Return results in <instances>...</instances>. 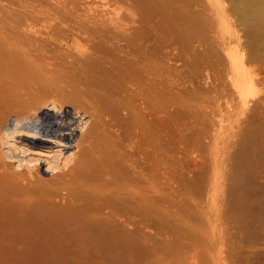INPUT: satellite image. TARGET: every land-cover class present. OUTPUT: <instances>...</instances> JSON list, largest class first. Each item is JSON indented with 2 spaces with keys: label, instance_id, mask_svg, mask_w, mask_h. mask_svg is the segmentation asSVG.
<instances>
[{
  "label": "rangeland",
  "instance_id": "1",
  "mask_svg": "<svg viewBox=\"0 0 264 264\" xmlns=\"http://www.w3.org/2000/svg\"><path fill=\"white\" fill-rule=\"evenodd\" d=\"M74 1L75 0H0V23L5 26L4 30L3 26L0 25V31L2 32L3 30L4 34L9 32L16 37L20 36L23 42L27 41L25 40L27 37L29 41H34L36 43L35 45L34 42H30L37 50L35 53V55H37L36 60L39 58L40 60H37L38 63L44 64L47 70L44 76L36 79L38 82H36V80L34 81V84H39L42 89V86L45 85L44 89L46 92H43V90L41 92L40 88H36L37 90L39 89V93H43L42 96L45 93L47 94V96L44 97L45 94L43 98H47L48 100L53 98L56 100L54 101H58L59 104H65L66 102L67 106H75L73 108L76 109L77 107L83 112L88 111V116L91 114L90 106L97 103L103 105H101L102 107L98 104L96 105L97 107L99 106L100 110L103 109V111L106 110L107 112L108 110V112H110L108 116H104L106 118L104 121H107V123L110 122L109 124L112 125L113 128L111 127L112 129H110V131L112 130V132L110 133L113 135L114 132L117 139L119 137V141L117 140L116 142H120L117 144L119 148L121 147L120 150L123 152L121 154H125L122 160L129 162L131 159H134L129 163H135L137 164H134L136 167L144 170H141L144 172V184L148 186L145 187L143 184L146 196L145 210L148 209L146 213H144V217H146L144 218L146 229L145 231L144 229H126V232L130 230L127 234L134 239H140V241H142V246L145 248H143V250H146V255L150 260L152 259L150 256L153 254L155 255L154 259L158 258L162 262L173 261L172 263L174 264H177V261L175 263L173 260L175 258H177L179 264H264V51L262 50L260 53V51L254 50L253 36L251 32H249L250 30L245 28L242 21L240 22L238 18V20L236 19L237 11L236 13L233 12L239 7L238 10H240V15H245L246 5L244 1L246 0H243L244 3L242 0H240L241 2L237 1L239 5H237L236 0H229L231 3L227 0ZM129 1L133 3L130 4ZM226 1L229 4H227ZM146 2H150V5H148L149 3L146 4ZM135 4L140 6L137 5V7ZM142 6L144 7L142 8ZM168 6H170V8ZM225 8L231 11L233 10L232 12L234 14H232L234 16H232L234 17V23H232L231 27L233 31L235 30V32L239 33L241 36L240 37L238 34H236L238 37L233 36V42H231L230 45L226 44L229 40L225 31ZM142 10L145 12H142ZM151 11L152 14H150V17V15L147 14H149V12L151 13ZM156 11L157 13H155ZM141 16L145 19H140ZM31 17L33 18V22ZM162 21L165 22L163 23ZM167 21L171 23L169 24ZM92 22L94 23V27H92ZM88 23L90 24L88 25ZM11 25H15V27L12 26V29L18 27L20 30L18 28L14 29L15 31L12 30L13 33L12 31H8ZM180 25L182 28L184 25L185 27L182 29ZM168 27L170 28L168 29ZM77 28H79L80 31L77 30ZM92 28H94L95 31L98 29V31L95 32L94 29L92 31ZM179 28H181L180 31ZM106 29L107 31L105 32L104 30ZM108 29H110L111 32ZM165 29H168V31ZM112 30L114 33H112ZM166 33L168 35H166ZM17 34L19 35L17 36ZM156 35L158 38L155 37ZM189 35L192 39L189 38ZM107 36L110 37V39L112 38L113 41L109 38L106 39ZM114 37L117 38L116 44L113 43L116 39ZM118 39L122 41L119 42ZM135 39L139 40L136 41ZM140 39L141 41L148 40L147 44L149 41L150 43L154 42V46L150 43L148 46L145 45L146 43L143 41L145 43L144 46H148L147 49L150 50L152 54L154 53L152 51L158 49L160 56L156 51L154 54L157 56L154 55L155 58L152 57L154 61L151 57H148L147 54H150V52H147L148 50L144 48V46H141L143 42H141ZM118 42L119 44H117ZM136 42L138 45L141 43L140 48L142 50L139 51L140 48L136 46L137 44L135 45ZM181 42L183 45H181ZM120 43L124 45V47L122 46L123 49L120 48ZM112 44L115 46L112 47ZM155 44L158 45L156 49H154L156 46ZM117 45L120 46L118 47ZM127 46H131L132 48L134 46L132 54ZM150 47L153 50L149 49ZM135 48H137V50ZM127 49L128 51H126ZM135 50L136 53L138 51L137 54L134 53ZM121 52L124 55L126 53L125 57L127 58H123L124 55L120 57L119 54ZM128 53L132 55L131 58L129 55L127 56ZM152 54L150 56H153ZM139 57H142V59L140 58L141 61ZM157 57L159 58L157 59ZM132 58L137 61V65H134L136 61H133ZM93 59L95 64L93 63ZM144 59L148 62L143 61ZM233 61H238L237 64L242 62V65L241 63L240 65L243 67H238L237 65V67L233 68L235 70L238 68L240 69L237 76H240L242 71L240 81H236L238 82L236 85H240V89L237 87L238 90L232 79L234 76L233 71H235H232L231 68V63ZM45 62L49 66H47ZM97 63L99 64L96 65ZM119 63H123L124 66H126L124 67ZM261 63L263 65H261ZM111 64L117 67L115 68L113 66V69L115 68L116 70L111 68ZM88 65H91V67ZM142 65L147 69L141 70L140 68ZM137 66H140L139 69L136 68ZM103 67L105 70H102L104 69ZM118 68L121 69L124 74L127 73L126 75L129 77L118 72L121 71ZM123 68L128 72H125ZM111 69L112 71H117L118 69V73L114 72V74L111 72ZM157 69H160L161 72ZM136 70L139 72L138 74L140 77L136 75ZM140 70L144 73L145 78L148 73L154 75L155 78L153 77L154 79H150L153 84L148 80L152 75L149 74V78H147L149 81L148 86V81H143L146 79H143L144 77L142 76L143 74L141 75ZM131 71L132 75L129 73ZM218 71L220 73H218ZM101 72L104 76L100 74ZM154 72L156 73L154 74ZM234 73L236 74V72ZM112 74H119L116 76L118 78ZM122 75L124 78H122ZM217 75L219 77H217ZM109 76L110 78L114 76L113 78L117 80H109ZM119 76L122 81L119 80ZM125 76L129 78V81L133 85H131V83L129 84L127 79L125 80ZM237 76H234V79H236ZM131 77L139 80H135L136 82L132 81L133 79ZM118 80L121 81V83L123 82L122 84H125L126 87L121 83L118 84ZM154 80H158L156 82L160 83L158 84L159 87ZM90 82H92L93 85ZM109 82L111 83L109 84ZM138 83L139 85H137ZM82 84L86 85V87L82 86ZM111 84L116 87H113ZM154 84L156 87L153 86ZM150 85L152 86L150 87ZM127 86H130V88L127 89ZM136 86L139 88L143 87L142 89L140 88L142 90L141 93L139 88L135 89ZM117 87L120 88L117 89L119 92L116 90ZM108 88H110L109 90H111V93L108 91ZM148 88L151 89L149 90ZM157 88H160V92ZM37 90L35 93L39 94ZM129 90H131L132 93L133 90H137V92H134L132 95ZM143 90L147 92L145 95ZM155 90L156 94L158 92L156 97L160 98L156 99L154 94ZM108 92L110 93L109 95ZM148 92L149 94L153 92L152 95L154 94V97H149V95H147ZM91 93L93 94L92 97H98L99 99L101 98V100L99 101L98 99L99 102L96 101L95 103L94 100H97V98L92 100L93 98L90 97L92 95ZM95 94H98L100 97ZM118 94L125 97L119 99L120 96ZM127 94L133 97V99L129 97L126 100V97H128ZM106 97H108V99H106ZM111 97L117 98V102L121 100L122 103H120L121 101H119V104L113 102L112 100L114 99ZM137 98L138 100H135ZM139 98L144 104L139 101ZM262 99L263 101H261ZM102 100L108 103L105 102V104ZM132 100L137 102H133ZM138 101L141 102V104ZM151 101L155 103L151 104ZM156 102L158 103L157 107H159L158 114L161 116H158V118L160 120L162 119L161 121L158 120L159 123H161L160 125L158 124L161 131L153 129V132L159 133V148L157 152L155 147H153L152 127L151 132H146L145 128L144 130H142V128L138 130L137 126L138 128L139 126L142 127V123L140 118L133 111L135 107L133 104L135 103L136 107H139V109H142L145 113L149 108H154V105L157 104ZM147 103L152 106H146ZM108 105L111 108L113 106V108L107 107ZM128 105L131 108H129ZM144 105L149 108L144 110ZM260 108L262 110H260ZM153 111H148L149 115L150 112L155 115ZM106 112L104 114H106ZM127 117L130 119H127ZM132 118L136 123L132 122ZM153 118L154 116L148 117L150 120H153ZM87 120L89 119L85 121L87 122ZM116 120L118 122H116ZM119 121L124 123L120 124ZM133 124H137L135 127L142 135L140 134L138 136L137 130L136 132L134 131ZM119 125L123 126L121 127ZM125 126L133 131L129 128L125 129ZM120 127L122 130L119 131V129H121ZM129 135L132 138H130ZM124 138L126 141L123 140ZM129 138L130 140H128ZM132 139H135V143ZM148 140L149 142L147 143ZM125 143H128V147ZM130 143L132 144L130 145ZM133 143L136 145L132 146L134 145ZM138 147H140L139 150ZM137 152H139V154L141 152L142 154L139 155ZM135 153H137V155ZM143 153L145 157H143ZM129 154H131V156ZM127 156H130V160L127 159ZM136 157L138 159H136ZM140 157L142 158L140 159ZM149 158H151V160ZM154 159L156 163L154 161L152 162ZM154 165H157L155 167L156 169L158 168V175L160 177L156 183L153 182L151 178L155 171ZM149 167L153 170L148 169ZM150 170H152V173ZM50 176L51 174L47 177L49 178ZM153 185H155L156 189L158 188L159 191L158 198L160 201L158 200L159 203L157 202V208H153L152 204L154 202L153 190L155 188ZM150 210H153L152 213ZM162 245L164 247H162ZM136 253L138 254L137 250ZM136 253H134L133 257L137 256ZM168 257H171V260L168 259ZM149 259L148 261H150Z\"/></svg>",
  "mask_w": 264,
  "mask_h": 264
},
{
  "label": "bare ground",
  "instance_id": "2",
  "mask_svg": "<svg viewBox=\"0 0 264 264\" xmlns=\"http://www.w3.org/2000/svg\"><path fill=\"white\" fill-rule=\"evenodd\" d=\"M126 1H128V0H126ZM138 1H142V0H138ZM227 1H229V0H227ZM227 1H226V3H227ZM237 1L241 2L240 0H236V3H237ZM242 2H243V0H242ZM244 2L246 5V10L244 9L246 11L245 15H240V12H239L240 10H238L239 9L238 6H237L238 9H236L234 11L232 10V11L234 13H236V11H237L236 19L238 18L240 20V22L242 21L243 24L245 25V28L246 29L248 28L250 30L249 32H251V34L253 36L254 50L258 51V52L260 51V53H261L262 50L264 51V0H246ZM131 3H133V2H130V4ZM147 3H149L148 5H150V2H146V4ZM233 3H232V5H233ZM140 4H141V2H140ZM227 4H229V3H227ZM142 5H144V4H142ZM237 5H239V4L237 3ZM138 6H140V5H138ZM143 7L144 6H142V8ZM165 7H167V6H165ZM168 7L170 8V6H168ZM69 11H70V9H69ZM143 11L144 10H142V12ZM232 11L228 8L224 9V23L226 25L225 31H226V34H227L228 40H229L228 42H226L227 45L228 44L230 45L231 42H233L232 41L233 36L236 37L237 36L236 34L239 35V33L235 32V30L233 31V29L231 27L232 23H234L233 22L234 21L233 20L234 19V17H233L234 13ZM155 13H157V11ZM150 14H152V11H151V13L149 12V14H147V15H150ZM142 16L140 19H142V18L145 19ZM171 16H172V14H171ZM150 17H151V15H150ZM119 19H122V18H119ZM181 19H182V17H181ZM148 20H149V18H148ZM191 21H192V19H191ZM32 22H33V18H32ZM155 22H156V20H155ZM159 22H160V20H159ZM89 24L90 23H88V25ZM0 25H2V24L0 23ZM92 25H93L92 27H94V23ZM98 25H99V23H98ZM116 25H114V26H116ZM12 26L13 25H11V27L9 26V30L8 29L7 30L12 31V30L18 28L17 27V28L12 29ZM4 27L5 26H3V29H4ZM13 27H15V25ZM86 27H87V24H86ZM184 27H185V25L183 26V28ZM10 28H11V30H10ZM99 28H102V27L100 26ZM169 28L170 27H168V29ZM181 28H182V26H181ZM181 28H179V31ZM93 29L94 28H92V31H93ZM168 29H165V30L168 31ZM77 30H79V28H77ZM108 30L110 31V29H108ZM16 31H18V30H16ZM94 31H95V29H94ZM96 31H98V29ZM104 31L106 32L107 29ZM123 31H124V29H123ZM179 31H177V32H179ZM187 31H188V28H187ZM2 33H3V30H2V32L0 31V264H162V263L163 264H174V263H172L173 261L162 262L158 258L154 259L155 255H153V254L152 255L150 254L151 255L150 257H152V259L150 260L148 258V256L146 255V253H147V252H145L146 250L145 251L143 250L144 247L142 246L143 245L142 241H140V239H134V238L130 237L127 234L130 230L128 232H126V229H144V231L146 229L145 221H144V218H146V217H144V213H146V211L148 209L145 210L146 209V206H145L146 205V200H145L146 196H145V190H144L145 188L143 186L144 180H145V178L143 176L144 170L139 168V167H136L135 165H137V164H135V163H134L135 165L133 163H129L130 161L134 160V159L130 160V156L133 153L129 154L130 156H127L128 158L126 157L127 159L130 160L129 162H125V160L124 161L122 160V157L125 154H121L123 152L120 150L121 147L119 148V146H118V144L120 142L119 143L116 142L119 139V137L117 139V137L114 135V132H113L114 136L112 135V133H110V132H112V130L110 131V129H112L113 127H112V125L109 124L110 122L107 123V121L106 122L104 121L106 119L104 116H108V113H110V112H108V110H107V112H106V110L103 111V109L100 110L99 106L98 107L96 106L98 104L97 103V104H92L90 106L91 107V109H90L91 114H90V116H88V111L83 112L82 110L78 109L77 107H76V109L73 108L75 106H73V107L67 106L66 102H65V104H63V103L59 104L58 101L55 102L56 100L53 98L51 99L50 97H48L51 100H48L47 98H43V96L46 93L42 96L43 93L41 94V92H42V90H43V92H46V90L44 89L45 85L42 86L43 87V89H42L39 84H34V81L37 78H41L42 76H44L46 74L47 70H46L44 64L38 63L37 60L39 58L36 60L37 55H35V53L37 50L30 43V42H34V41H29V39L27 37L25 39V36H26L25 34H24L25 35L24 39L27 41L23 42L21 37L18 36L19 34H17L18 37H16L15 35H13L9 32H7L5 34L4 33L2 34ZM12 33H13V31H12ZM15 33H17V32H15ZM112 33H114L113 30H112ZM162 33H163V31H162ZM119 34H121V33H119ZM164 35H165V32H164ZM166 35H168V34L166 33ZM103 36H105V35H103ZM103 36H101V37H103ZM109 36H111V35H109ZM155 37L158 38L157 35ZM107 38L110 39V37H108V36L106 37V39ZM114 38H116V37H114ZM129 38H131V37H129ZM137 38H139V37H137ZM189 38L192 39L191 36ZM249 39H250V37H249ZM110 40L113 41L112 38ZM116 40H117V38L114 40L115 42H113V43L116 44V42H117ZM118 40H119V42L122 41L120 39H118ZM135 40L138 41L139 39L138 40L135 39ZM197 40H198V38H197ZM140 41H141V39H140ZM143 41H145L146 44ZM143 41H141V42H143L142 43L143 45H141V43H140L141 46H144V44L148 45V46L150 44L151 45L154 44V42L150 43V41H149L150 44L149 43L147 44L148 40L147 41L143 40ZM119 42L117 44H119ZM129 42H131V41H129ZM122 43H120L121 46L120 45L119 46H120V48L123 49L124 45ZM193 43H194V41H193ZM98 44H99V42H98ZM108 44H110V43H108ZM124 44H125V42H124ZM136 44H137V42L135 43V45ZM35 45H36V43H35ZM140 45L137 44L136 46H139V48H140L141 47ZM181 45H183V43ZM106 46H107V44H106ZM111 46L113 47L115 45L112 44ZM153 46H152V48H153ZM118 47H115V48H118ZM127 47H129V46H127ZM147 47L144 46V48H146V49H147ZM156 47H158V45H156L154 49H156ZM131 48L132 47L130 46L128 49H130V51H131L130 53L132 54V51L134 50V46L132 49ZM137 48H135V49L137 50ZM152 48L150 47L149 49H152ZM104 49H105V47H104ZM128 49L126 51H128ZM115 50H117V49H115ZM136 50L134 51L135 54L138 53V51L136 53ZM140 50H142V49L140 48L139 51ZM98 51H100V50H98ZM111 51H112V49H111ZM143 51H141V52H143ZM156 51H152V52L158 53V49H156ZM169 51H170V49H169ZM147 52H150V50H148ZM258 52H256V53H258ZM94 53H95V51H94ZM130 53H128L127 56L129 55L131 58L132 55H130ZM154 53L152 54L150 52V54H147V55H148V57L152 58V57H154V55L157 56ZM121 54H122V52L119 54L120 57L124 55V54H122V55ZM151 54L153 56H150ZM125 55H126V53H125ZM125 55L123 56V58H127V57H125ZM159 56H160V54H159ZM188 56H190V55H188ZM254 56H257V55H254ZM252 57H253V55H252ZM134 58H132V60L136 61L137 59L135 58L136 59L135 60ZM140 58L142 59V57H139V60H140ZM158 58L159 57H157V59ZM43 60H41V61H43ZM152 60L154 61L153 58H152ZM143 61L148 62L145 59ZM121 62H122V60H121ZM159 62H161V61H159ZM162 62H163V60H162ZM210 62H212V61H210ZM237 62L233 61L231 63L232 71L235 70L233 68L237 67V65H238V67L242 65V62H240L241 65H240V63L237 64ZM263 62H264V60H263ZM57 63H58V61H57ZM93 63H94V59H93ZM132 63H130V64H132ZM246 63H248V62H246ZM251 63H253V62H251ZM45 64L47 65L46 62H45ZM98 64L99 63H97L96 65H98ZM120 65L124 66L123 63ZM134 65H137V61ZM209 65H211V64H209ZM261 65H263V64L261 63ZM47 66H49V65H47ZM84 66H86V65H84ZM110 66H112V64ZM113 66L111 67L112 69H113ZM158 66H160V65H158ZM249 66H250V64H249ZM89 67H91V65ZM89 67H87V68H89ZM129 67H130V65H129ZM139 67L137 66L136 68L139 69ZM214 67H217V66H214ZM221 67H222V65H221ZM115 68H117V67H115ZM91 69H93V68H91ZM112 69H111V72L114 73V72H117L119 68L117 69V71H112ZM140 69L145 70L147 68H145L142 65ZM102 70H105V68ZM119 70H121V69H119ZM123 70H125V69L123 68ZM128 70H130V69H128ZM141 70H140V73H141V75L143 74L142 76L144 77L145 75H144V73L141 72ZM239 70L240 69L238 68L237 70L233 71V75L235 77L237 76V73H239ZM132 71L129 73L131 74ZM136 71H135V73H137L136 75L139 76V74H138L139 72L138 71L136 72ZM158 71H160V69ZM118 72H121V74H124V72H122V70L118 71ZM125 72H128V71L125 70ZM170 72H171V70H170ZM234 72H236V74ZM155 73L156 72H154V74ZM218 73H220V72L218 71ZM100 74L102 76H104V74H102V72ZM100 74H98V75H100ZM114 74H112V75H114ZM126 74L127 73H125L124 75H126ZM149 74L150 73L147 74L148 77L146 75V78L145 77L143 78V79H146V80H143L144 82L150 80L151 78L152 79L155 78L154 75H152V74H150V75H152V77L149 78ZM118 75H114V76L116 77ZM133 75L135 76L134 72H133ZM241 75H242V71L240 73V76ZM126 76H128V75H126ZM126 76H125V80L127 79L129 81V78H128L129 76L128 77H126ZM142 76H141V78H142ZM234 76L232 77V79L234 80V84H235L236 88L237 87L239 88L240 85L239 84L236 85L238 83L236 81H240V76H237V78H236L237 80L234 79L235 78ZM105 77H107V76H105ZM113 77L111 76V78H110V76H109V80L110 79L115 80L116 78H118V77H116L114 79ZM217 77H219V76L217 75ZM243 77H244V75H243ZM119 78H120L119 80L122 81L120 76H119ZM122 78H124L123 75H122ZM137 78L136 79L132 78L133 79L132 81L139 80ZM147 78H149V79L147 80ZM222 78H223V76H222ZM238 78H239V80H238ZM42 79H44V78H42ZM140 80H142V79H140ZM151 80H150V82H151ZM121 81H119L118 84H120ZM143 81H140V82H143ZM156 81H158V80H156ZM36 82H38V80H36ZM90 83L92 84V82H90ZM94 83H96V82H94ZM102 83H103V81H102ZM107 83H108V81H107ZM110 83L111 82H109V84ZM128 83L130 84L131 82L129 81ZM83 84H82V86L86 87V85H83ZM148 84H149V81L147 82V85ZM151 84H153V83L151 82ZM158 84H160V83L156 82V85L159 87ZM37 85H39L40 87ZM122 85H124V87H126L125 84H122ZM131 85H133V84L131 83ZM137 85H139V83ZM112 86L116 87L114 85H112ZM140 86H141V84H140ZM151 86L152 85H150V87ZM153 86H155V84ZM37 87L41 89L40 93L38 91L39 89L38 90L36 89ZM132 87H134V86H132ZM45 88H47V87H45ZM129 88H130V86L127 89H129ZM137 88H139V87L136 86L135 89H137ZM140 88L142 89L143 87H140ZM238 88H237V90H238ZM109 89L110 88H108V91L111 93V90H109ZM117 89H120V88L117 87L116 90ZM141 89H140V93L142 92ZM148 89L150 90L151 88H148ZM157 89H159V92H160V88H157ZM36 90L41 95L36 94L35 93ZM96 90H97V88H96ZM114 90H115V88H114ZM146 90H143V93L145 92L144 95L147 93ZM84 92H85V90H84ZM109 92H108V95L110 94ZM117 92H119V90H117ZM129 92H131V90H129ZM134 92H137V90H133V93ZM133 93H132V95H133ZM152 93H150L151 94L150 95L148 92L147 95H149V97L153 96L154 94H155V97H156V95H158V92L156 94V90H155V93L153 95H152ZM53 94H54V92H53ZM120 94H121V90H120ZM48 95H50V94H48ZM85 95H87V94H85ZM95 95H98V94H95ZM46 96H47V94L44 97H46ZM92 96H93V94L90 97H92ZM119 96H120L119 99L121 97L122 98L125 97V96H121V95H119ZM136 96H138V95H136ZM87 97H89V96L87 95ZM108 97H110V96H108ZM108 97H106V99H108ZM115 97L114 98L111 97V98L116 100L117 98L115 99ZM129 97H131V96L128 95V97H126V100ZM80 98H81V96H80ZM92 98H91L92 100L97 98V100L96 99L94 100L95 103H96V101L99 102L101 100V98L99 99L98 97H92ZM131 98L133 99V97H131ZM157 98H160V97H156V99ZM98 99H99V101H98ZM114 100H112V101L117 102V100L116 101H114ZM135 100H138V98ZM135 100H132V101L134 102ZM142 100H144V99H142ZM119 101H121V100H118L117 104H119ZM139 101H141L140 98H139ZM261 101H263V99ZM102 102L108 103L105 100L104 101L102 100ZM135 102H137V101H135ZM141 102H143V101H141ZM141 102H139V103L141 104ZM82 103H84V102H82ZM120 103H122V101ZM145 103H146V101H145ZM152 103H155V102L151 101V104ZM124 104H126V103H124ZM143 104H144V102H143ZM143 104H142V106H143ZM147 104H146V106H149V107L152 106L150 104H148V105ZM85 105H84V107H85ZM98 105L101 106L102 104L100 103ZM109 105L107 107H110ZM130 105H131V103H130ZM133 105H135L133 111L140 118L141 123H142V125H141L142 127L139 126V128H138L137 124H135V125L133 124L135 132L137 129L139 130L141 128H142V130H144V128H145L146 132H151V127H152V132H153V129H158L157 131H161L158 127L161 124L158 121V120H160L158 118V116L161 117L160 114H158V112H159V109H158L159 107H157L158 103L155 104L156 106L154 105V108L153 107L149 108V107H146L144 105L145 106L143 108L144 110L146 108L147 109L149 108L148 110L146 109L147 111H145V113L142 111V109H139V107H136V103ZM128 107L131 108L129 105H128ZM112 108H113V106H112ZM107 109H109V108H107ZM150 109L152 111L154 109L153 112H155V115L151 114V112L149 115L148 111H151ZM115 110H119V109H115ZM160 110H161V108H160ZM260 110H262V109L260 108ZM105 112H106V114H104ZM175 113H177V112H175ZM150 116L151 117L154 116L153 120L148 119V117H150ZM128 117H127V119H130ZM85 118L89 119V120H87V122H86ZM133 118H132V120H133ZM121 120H122V118H121ZM148 120H150V121H148ZM189 120H191V119H189ZM136 121L133 120L132 122L136 123ZM116 122H118V121L116 120ZM122 123H124V122H120V124H122ZM108 125H110V126H108ZM131 125H132V123H131ZM138 125H140V124H138ZM117 126H118V124H117ZM119 126L122 127L123 125H119ZM135 126H137V129ZM153 127H155V128H153ZM127 128H129V127H126L125 129H127ZM117 130H118V128H117ZM120 130H122V128L119 129V131ZM138 130H137V132H138ZM142 130H141V132L143 133ZM131 131H133V130H131ZM154 131H156V130H154ZM115 132H117V131H115ZM140 134L141 133L139 131L138 136ZM158 134L159 133H157V132H153V145H154L153 147H155L156 152L158 151V148H159V146H158L159 145V141H158L159 135ZM125 136H127V135H125ZM129 137H130V135H129ZM136 137H137V135H136ZM130 138H132V137H130ZM130 138L128 140H130ZM135 139L134 140L132 139L133 142L135 141ZM123 140H125V138ZM125 141H123V142H125ZM148 142H149V140L147 141V143ZM168 143H169V141H168ZM131 144L132 143H130V145ZM126 145H124V146H126ZM135 145L136 144H134L132 146H135ZM140 145H142V144H140ZM127 147H128V145H127ZM140 147H138V150ZM149 147H151V146H149ZM130 149L134 150L135 147H134V149H132V148H130ZM151 150H153V149H151ZM155 150H153V151H155ZM137 153L139 154V152H137ZM137 153H135V154L137 155ZM144 153H143V157H145ZM168 153H170V152H168ZM140 154H142V153L140 152ZM158 156H160V155H158ZM171 156H173V155H171ZM141 158L142 157H140V159ZM146 158H148V157H146ZM136 159H138V158L136 157ZM149 159L151 160V158H149ZM155 159L152 160V162L153 161L155 162L156 161ZM158 159H160V158H158ZM146 166H147V164H146ZM155 166H157V165H154V167ZM148 169H152V168L149 167ZM141 170H143V171H141ZM152 170H150L151 173H152ZM50 174H51V176L48 178L47 176ZM151 178L153 179V182H155V183L158 181V178H160L158 175V168L156 169V167H155V171L153 172V175ZM160 180L163 181L162 179H160ZM144 185H145V187H148V186H146V184H144ZM153 186L155 187V185H153ZM158 192H159L158 188L156 189V187H155L153 190V195H154L153 196L154 202L152 203L153 208H157V204L159 203L158 200L160 201V199L158 198L159 197ZM152 211H151V213H152ZM155 214H157V213H155ZM145 216H147V215H145ZM141 236H144V235H141ZM149 237H150V235H149ZM149 237H147V238H149ZM143 239H144V237H143ZM177 239H179V238H177ZM162 247H164V246L162 245ZM135 249L137 250L138 254L136 253ZM160 251H161V249H160ZM140 252H141V254H140ZM134 253H136L137 256L133 257ZM171 256H172V254H171ZM162 257H164V256H162ZM170 258L171 257H168V259H170ZM148 259L150 261H148ZM168 259H166V260H168ZM175 259H173L175 261V263L177 261V264H179L177 258H175Z\"/></svg>",
  "mask_w": 264,
  "mask_h": 264
}]
</instances>
